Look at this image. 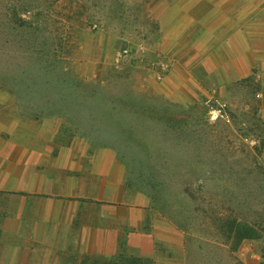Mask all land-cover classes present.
I'll list each match as a JSON object with an SVG mask.
<instances>
[{"label": "rangeland", "instance_id": "obj_1", "mask_svg": "<svg viewBox=\"0 0 264 264\" xmlns=\"http://www.w3.org/2000/svg\"><path fill=\"white\" fill-rule=\"evenodd\" d=\"M0 71L133 194L113 253L65 264H264V0H0Z\"/></svg>", "mask_w": 264, "mask_h": 264}, {"label": "crops", "instance_id": "obj_2", "mask_svg": "<svg viewBox=\"0 0 264 264\" xmlns=\"http://www.w3.org/2000/svg\"><path fill=\"white\" fill-rule=\"evenodd\" d=\"M0 74V264H65L71 250L110 256L114 212L133 196L124 171L107 149L64 135L63 99H32L40 87Z\"/></svg>", "mask_w": 264, "mask_h": 264}, {"label": "trees", "instance_id": "obj_3", "mask_svg": "<svg viewBox=\"0 0 264 264\" xmlns=\"http://www.w3.org/2000/svg\"><path fill=\"white\" fill-rule=\"evenodd\" d=\"M151 115H152V118L155 120L157 117H156V115L154 114V112H151L150 113ZM162 120H167L168 122H171V120L170 119H168V118H164V119H162ZM172 123V122H171ZM124 164H126V163H124ZM128 169V168H127ZM128 171V173L130 174V175H132V174H134L133 173V171H132V169L130 170V169H128L127 170ZM136 173V172H135ZM136 175V174H135ZM142 176V173L141 174H138V175H136V178H139V177H141ZM131 180V179H130ZM128 249H130V251H131V249L132 248H126L125 250H123L122 251V249H121V252H119V253H117V255H115V256H111L110 258H109V260H105V263L104 264H150V263H147L148 262V260L147 259H145V258H142V257H139L136 261H128L127 262V260L128 259H130L131 258V260H132V257H131V255L129 256L128 254H126V250H128Z\"/></svg>", "mask_w": 264, "mask_h": 264}]
</instances>
